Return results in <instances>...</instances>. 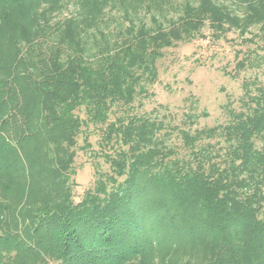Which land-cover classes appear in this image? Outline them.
<instances>
[{"label": "trees", "instance_id": "trees-1", "mask_svg": "<svg viewBox=\"0 0 264 264\" xmlns=\"http://www.w3.org/2000/svg\"><path fill=\"white\" fill-rule=\"evenodd\" d=\"M205 28L264 41V0H0V264H264L263 86L243 81L227 124L181 130L187 159L161 121L109 118L155 82L164 49ZM88 124L104 127L111 173L74 203Z\"/></svg>", "mask_w": 264, "mask_h": 264}, {"label": "rangeland", "instance_id": "rangeland-1", "mask_svg": "<svg viewBox=\"0 0 264 264\" xmlns=\"http://www.w3.org/2000/svg\"><path fill=\"white\" fill-rule=\"evenodd\" d=\"M74 10L71 4L56 14L53 23L69 18ZM211 33L205 28L200 37L164 49L162 58L156 62L155 82L144 85L145 92L138 94L131 105H114L110 120L135 115L161 121L164 127L158 139L173 150V157L187 159L190 150L183 145L181 130L193 133L227 124V109H241L243 81H255L264 87V41L258 37V29L251 28L244 37L237 31H230L219 40H214ZM241 60L244 62L242 69L237 67ZM103 128L101 125H84L77 135L73 148L75 158L70 168L74 203L92 190L98 179L97 171L111 173L103 155H112L114 150L101 140ZM255 143L260 149L262 140L256 139ZM207 144L213 146L220 158L223 157L225 145L221 139L204 137L197 146ZM44 264L57 263L46 259Z\"/></svg>", "mask_w": 264, "mask_h": 264}]
</instances>
